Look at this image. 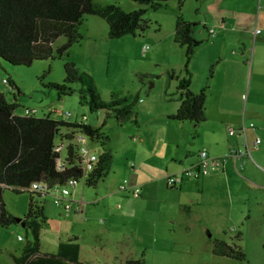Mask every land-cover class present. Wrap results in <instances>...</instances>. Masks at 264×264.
Wrapping results in <instances>:
<instances>
[{"label":"rangeland","instance_id":"obj_1","mask_svg":"<svg viewBox=\"0 0 264 264\" xmlns=\"http://www.w3.org/2000/svg\"><path fill=\"white\" fill-rule=\"evenodd\" d=\"M94 3L115 4L128 12L144 7L149 26L143 32L112 39L106 19L86 15L79 29L83 38L72 45L68 54L55 53V58L38 60L29 66L3 60L0 66V90L10 102L16 100V114L24 115L32 110L37 116L53 114L62 119V112L71 111L74 113L71 120L86 115L88 124L101 127L110 138L106 146L98 141L91 143L96 153L100 154L106 147L113 154L108 175L96 186L87 185L81 179L61 202L52 195L40 198L33 194L34 200L44 206L47 218L39 230L38 250L43 254H57L60 245L68 243L69 236L74 235L82 247L79 256L82 264H127L129 260H142L144 264H264L262 211L254 213L252 221H246L245 225L235 222L236 217L226 218L229 207L235 206V212L241 213L248 203L246 192L233 196L218 188L204 192L196 188L183 190L182 186H167V178L174 173L166 174L163 180L148 181L147 177L137 179V171L131 168L138 163L140 147L134 137H138L141 128L154 130L156 138L164 136L168 129L180 131L194 142L189 127L179 128L177 124L182 123L173 120L169 122L176 127H167L161 123L166 119L159 116L166 100L179 98L176 87L179 81L177 77L170 78V74L179 76L182 71L186 72V48L175 42L179 14L197 24L196 38L204 41L190 64L198 84L206 81L211 69L206 74V45L212 40L207 27H214L221 19L233 21L239 14L252 17L263 29L264 0H184L183 5L179 0H167L166 6L159 9L133 0H94ZM205 23H209L207 27ZM65 41L64 37L59 38L55 48ZM67 62H74L79 70L92 76L105 101L113 96L137 99L136 118L120 122L111 109L91 110L88 103L81 104L78 82L71 84L73 93L59 97L58 90L48 85L64 82ZM246 62L250 70V56ZM5 78L14 80L16 89L4 83ZM247 97L248 90L245 104ZM152 117L157 120L152 121ZM226 117L230 121L234 118L233 115ZM132 174L141 196L134 194L136 188L132 184L126 190L121 188ZM31 196L29 191L11 188L3 194L9 213L21 219L28 214ZM240 232L239 240L236 236ZM218 239L240 246L246 258L215 255L213 248ZM34 240L31 224L24 226L16 222L2 227L0 264H17L15 257H23L26 247Z\"/></svg>","mask_w":264,"mask_h":264},{"label":"trees","instance_id":"obj_2","mask_svg":"<svg viewBox=\"0 0 264 264\" xmlns=\"http://www.w3.org/2000/svg\"><path fill=\"white\" fill-rule=\"evenodd\" d=\"M148 5L153 9L166 6L167 0H133ZM184 0H179L183 5ZM147 9L141 7L134 11H125L120 6L110 4L99 6L94 0H0V66L7 61L14 65L29 66L38 60L55 58L68 54L73 44L79 42L83 35L79 29L86 15H98L107 20L110 26L109 36L121 38L127 34L143 32L149 22L145 18ZM195 23L187 21L181 13L175 29V42L186 48V76L179 77L175 73L170 78L179 81L178 93L180 107L169 118L179 122L195 124V136L204 122L207 121L206 104L210 85L200 92L191 89L193 71L190 64L197 54L200 41L196 38ZM206 27V25H205ZM61 37L65 43L55 48ZM66 77L63 83H50L48 86L58 90L59 97L73 93L71 84H81L80 103L90 105L91 110L111 109L118 121L136 118L137 99L124 96L105 101L91 75L79 70L74 62L65 64ZM7 83L14 90L17 84L12 79ZM18 103L10 102L6 93L0 90V229L17 218L9 213L3 198L4 190L29 186L34 181L46 180L51 184H64L69 178L80 179L81 172L77 168L60 172L57 169L58 154L54 150L57 138L63 132L85 130L93 142H101L106 146L110 139L101 127L90 124L81 126L76 123L57 119L53 114L37 116L32 110L24 115L16 114ZM110 114V113H109ZM98 168L86 179V184L96 186L108 175L113 162V154L106 148L99 154ZM40 197V196H39ZM42 198V197H40ZM22 221L31 224L35 240L25 249L21 258L15 257L17 264H68L66 260L79 262L81 246L75 236L69 237L68 243H62L57 254L39 255L40 228L47 222L44 206L33 198L29 203V211ZM241 232L236 236L241 239ZM213 252L218 256L243 260L245 252L238 245L218 239ZM127 264H144L142 260H129Z\"/></svg>","mask_w":264,"mask_h":264},{"label":"crops","instance_id":"obj_3","mask_svg":"<svg viewBox=\"0 0 264 264\" xmlns=\"http://www.w3.org/2000/svg\"><path fill=\"white\" fill-rule=\"evenodd\" d=\"M236 16L233 21L221 19L214 24L216 35L206 45V74L208 68H211L209 77L204 83L198 84L192 79L191 89L194 92H200L207 84L210 85L206 104L207 121L198 127L196 136L194 123L177 124L179 128L181 125L189 127V134L190 129L192 130L194 142L191 143L190 138H186L180 131L176 133L168 129L164 136L156 138L154 130L141 128L138 137H134L140 147L136 157L138 163L131 168L134 172L137 171V179L147 177L148 181H158L163 180L166 174L180 173L186 168L196 166L199 152L204 148L210 156L217 157L247 145L253 160H248L241 170L230 160L218 170L199 179H189L181 185L183 190L196 188L202 192L209 188H218L223 192H231L233 196L241 191L246 192L248 203L241 213L235 212V206L227 208L226 212V218L236 217L235 222L245 225L246 221H252L253 214H257L258 210L262 211L264 217V24L262 29L260 24H255L252 17L239 14ZM208 24L205 23L206 27ZM258 29L261 30L260 33H257ZM203 43L204 41H200V45ZM249 56L250 70L246 62ZM184 76L186 73L183 71L179 73V77ZM178 85L177 82L176 87ZM247 90L248 99L245 104ZM180 103L179 98L164 102L159 114L160 118L166 119L162 124L176 127L169 122L172 120L169 116L178 111ZM226 115H233L234 118L230 121ZM154 119L157 120V117H152V121ZM224 120L232 125L226 124ZM251 123L255 126L252 127ZM243 124L246 126L245 134L241 130ZM229 128H234L236 133L231 135ZM258 136L262 138V142L256 147L254 142ZM132 176V185L138 188L136 177L134 178V174ZM219 214L223 217L222 213ZM75 237L78 240V236ZM38 254L45 255L40 251ZM66 262L82 264L80 259L78 263L69 260Z\"/></svg>","mask_w":264,"mask_h":264},{"label":"built area","instance_id":"obj_4","mask_svg":"<svg viewBox=\"0 0 264 264\" xmlns=\"http://www.w3.org/2000/svg\"><path fill=\"white\" fill-rule=\"evenodd\" d=\"M210 36L216 35L215 27L209 28ZM261 30L258 29L257 33ZM146 52V48H144ZM4 83H7L5 78ZM28 112V111H27ZM26 112V113H27ZM63 119L66 121L79 124L81 126L88 125V117L86 115L81 116L78 119L71 120L74 113L71 111L62 112ZM254 127L255 124L251 123ZM241 130L245 134L246 126L243 124ZM229 133L234 135L236 130L229 128ZM91 136L85 130H76L74 132H63L56 140L54 150L58 154L57 169L60 172H65L73 168H77L81 172L80 179L77 177L69 178L63 185L62 184H51L46 180L34 181L29 186L18 187L19 191H29L32 194H36L42 198H46L52 195L61 202L65 196L71 194V189L75 188L79 180L86 179L98 168V162L100 156L96 153L92 147ZM262 142V138L258 136L254 142L255 146L258 147ZM233 160L238 169H242L248 160H253V156L250 148L246 145L245 148L235 149L223 156L213 157L210 156L207 149L204 148L199 152V162L196 166H192L184 169L180 173L173 174L168 177L167 183L171 187L181 186L185 181L189 179H199L202 176L208 175L210 172L216 171L224 166L228 161ZM134 166V164H132ZM131 178L125 180L122 185V189L126 190L129 184H132ZM136 196H140V191L136 188ZM71 208V206H69ZM22 239V237H20Z\"/></svg>","mask_w":264,"mask_h":264},{"label":"water","instance_id":"obj_5","mask_svg":"<svg viewBox=\"0 0 264 264\" xmlns=\"http://www.w3.org/2000/svg\"><path fill=\"white\" fill-rule=\"evenodd\" d=\"M17 222H22L24 226L26 225V222L22 221L21 218H17Z\"/></svg>","mask_w":264,"mask_h":264}]
</instances>
